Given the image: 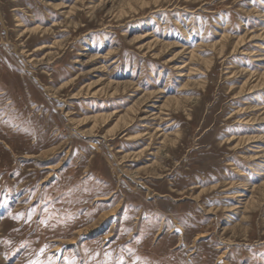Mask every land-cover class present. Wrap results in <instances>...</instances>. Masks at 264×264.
I'll use <instances>...</instances> for the list:
<instances>
[{
  "label": "rangeland",
  "instance_id": "rangeland-1",
  "mask_svg": "<svg viewBox=\"0 0 264 264\" xmlns=\"http://www.w3.org/2000/svg\"><path fill=\"white\" fill-rule=\"evenodd\" d=\"M220 256L264 264V0H0V264Z\"/></svg>",
  "mask_w": 264,
  "mask_h": 264
},
{
  "label": "bare ground",
  "instance_id": "bare-ground-1",
  "mask_svg": "<svg viewBox=\"0 0 264 264\" xmlns=\"http://www.w3.org/2000/svg\"><path fill=\"white\" fill-rule=\"evenodd\" d=\"M39 28H34V29H32V30H30L31 32H35V31H37ZM241 42V41H240ZM238 45L240 44V43H237ZM214 45V44H213ZM237 45V46H238ZM236 46V47H237ZM40 48V47H39ZM38 48V49H39ZM195 54V53H194ZM220 57V56H219ZM251 77H252V74H251ZM260 79V78H259ZM169 102H171V101H168L167 100V104L166 105H168L169 104ZM172 104V103H171ZM173 104H175L176 106H175V108H179V103H178V101H173ZM134 108V107H133ZM129 112L131 111V114H132V112H133V109L132 108H130V110H128ZM117 111H115V112H113V113H110V114H100V116H95V117H93L92 119L95 121V123L97 122V121H99V120H101L102 122H104V123H106V122H108L109 120H110V118L112 117V115L113 114H115ZM135 112V111H134ZM127 114H124V116H121V117H119L118 118V120L116 121V123H115V126H113L111 129H110V131H114V130H116L121 124H124V123H126V120L128 121V119H127ZM129 118V117H128ZM133 119V118H132ZM129 122V121H128ZM110 131H108L109 133H111ZM136 137V136H135ZM250 139V138H249ZM251 140V139H250ZM243 142V141H242ZM139 156H141V155H139ZM254 191V190H253ZM254 198V197H253ZM232 211V210H231ZM217 262H218V264H230L229 262H227V261H224L223 260V257L222 256H220L219 258H218V260H217Z\"/></svg>",
  "mask_w": 264,
  "mask_h": 264
}]
</instances>
